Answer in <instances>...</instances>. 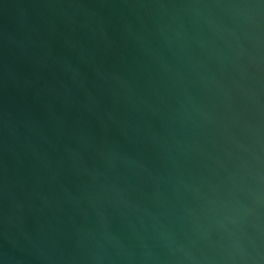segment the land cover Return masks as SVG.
<instances>
[{
	"label": "water",
	"instance_id": "1",
	"mask_svg": "<svg viewBox=\"0 0 264 264\" xmlns=\"http://www.w3.org/2000/svg\"><path fill=\"white\" fill-rule=\"evenodd\" d=\"M0 264H264V0H0Z\"/></svg>",
	"mask_w": 264,
	"mask_h": 264
}]
</instances>
